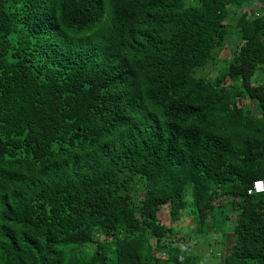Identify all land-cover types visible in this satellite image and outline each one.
<instances>
[{
    "label": "trees",
    "instance_id": "trees-1",
    "mask_svg": "<svg viewBox=\"0 0 264 264\" xmlns=\"http://www.w3.org/2000/svg\"><path fill=\"white\" fill-rule=\"evenodd\" d=\"M257 178L264 0H0V264H264Z\"/></svg>",
    "mask_w": 264,
    "mask_h": 264
},
{
    "label": "built area",
    "instance_id": "built-area-1",
    "mask_svg": "<svg viewBox=\"0 0 264 264\" xmlns=\"http://www.w3.org/2000/svg\"><path fill=\"white\" fill-rule=\"evenodd\" d=\"M264 192V178H257L252 181V184L247 189V194H256Z\"/></svg>",
    "mask_w": 264,
    "mask_h": 264
},
{
    "label": "rangeland",
    "instance_id": "rangeland-1",
    "mask_svg": "<svg viewBox=\"0 0 264 264\" xmlns=\"http://www.w3.org/2000/svg\"><path fill=\"white\" fill-rule=\"evenodd\" d=\"M219 61V60H218ZM197 247V246H196ZM206 252V251H205ZM213 257V256H212ZM212 257H210L209 259H208V257L205 259V260H209V264H215L214 263V261H213V258Z\"/></svg>",
    "mask_w": 264,
    "mask_h": 264
}]
</instances>
